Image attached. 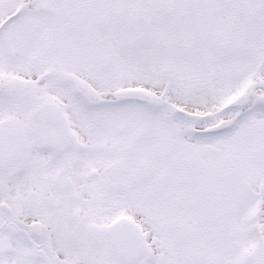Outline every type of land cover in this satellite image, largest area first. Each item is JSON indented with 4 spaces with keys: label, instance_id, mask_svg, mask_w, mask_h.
Instances as JSON below:
<instances>
[{
    "label": "flooded vegetation",
    "instance_id": "af4514ba",
    "mask_svg": "<svg viewBox=\"0 0 264 264\" xmlns=\"http://www.w3.org/2000/svg\"><path fill=\"white\" fill-rule=\"evenodd\" d=\"M13 1L0 264H264V0Z\"/></svg>",
    "mask_w": 264,
    "mask_h": 264
},
{
    "label": "rangeland",
    "instance_id": "374dc122",
    "mask_svg": "<svg viewBox=\"0 0 264 264\" xmlns=\"http://www.w3.org/2000/svg\"><path fill=\"white\" fill-rule=\"evenodd\" d=\"M32 1V0H28ZM38 6L49 5L50 0H37ZM17 2V0H16ZM15 1L11 0L9 3L6 0H0V22L16 12L17 5H14ZM18 3V2H17ZM25 3H21L20 7H24Z\"/></svg>",
    "mask_w": 264,
    "mask_h": 264
}]
</instances>
